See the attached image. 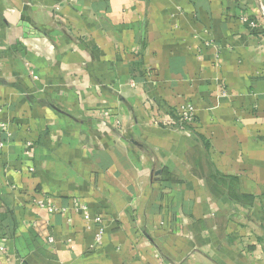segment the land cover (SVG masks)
Instances as JSON below:
<instances>
[{"label":"crops","instance_id":"obj_1","mask_svg":"<svg viewBox=\"0 0 264 264\" xmlns=\"http://www.w3.org/2000/svg\"><path fill=\"white\" fill-rule=\"evenodd\" d=\"M0 264H264L255 0H0Z\"/></svg>","mask_w":264,"mask_h":264},{"label":"built area","instance_id":"obj_2","mask_svg":"<svg viewBox=\"0 0 264 264\" xmlns=\"http://www.w3.org/2000/svg\"><path fill=\"white\" fill-rule=\"evenodd\" d=\"M250 24H254V22H250ZM177 115L179 117V120L182 123H187L190 122L193 118V107L191 104H186L181 106L178 111H177ZM38 205L42 208H45L48 212L53 213L58 211V208L55 207L54 205L45 202L44 200H39L38 201ZM77 209L81 211L82 217L85 221L89 222V221H93L94 223L97 224V230H96V234H95V240L96 243H100L101 238H102V234H103V228L101 226V216L96 215V216H91L87 210L86 205L84 204H78L76 203ZM49 240H52L51 238H49Z\"/></svg>","mask_w":264,"mask_h":264},{"label":"water","instance_id":"obj_3","mask_svg":"<svg viewBox=\"0 0 264 264\" xmlns=\"http://www.w3.org/2000/svg\"><path fill=\"white\" fill-rule=\"evenodd\" d=\"M259 10L261 11L262 15L264 16V7L262 6L260 0H255Z\"/></svg>","mask_w":264,"mask_h":264}]
</instances>
